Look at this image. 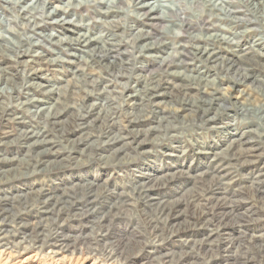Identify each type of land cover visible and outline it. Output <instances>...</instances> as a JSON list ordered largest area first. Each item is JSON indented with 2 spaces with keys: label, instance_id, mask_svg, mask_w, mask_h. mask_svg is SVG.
Here are the masks:
<instances>
[{
  "label": "rangeland",
  "instance_id": "obj_1",
  "mask_svg": "<svg viewBox=\"0 0 264 264\" xmlns=\"http://www.w3.org/2000/svg\"><path fill=\"white\" fill-rule=\"evenodd\" d=\"M224 1L221 17L187 1L176 15L142 26L140 1H122L102 26L104 6L91 0L63 19L88 25L93 37L116 35L87 70L94 83H80L71 53L58 46L37 50L43 58L34 69L6 71L15 83H0V221L14 237L0 245V264H264V0ZM65 3L50 0L45 13ZM179 15L186 19L176 35ZM110 22L125 30L110 32ZM128 27L165 47L140 52ZM64 29L80 31L50 26L45 34L76 37ZM220 31L225 41L208 39ZM198 47L220 59L204 63ZM188 76L220 94L183 90ZM152 78L161 83L158 106L144 84ZM32 84L65 93L47 106L68 108L59 122L22 106ZM83 92L93 97L83 101ZM30 132L42 133L43 144H33ZM29 234L47 246H31ZM54 241L64 253H49Z\"/></svg>",
  "mask_w": 264,
  "mask_h": 264
},
{
  "label": "bare ground",
  "instance_id": "obj_2",
  "mask_svg": "<svg viewBox=\"0 0 264 264\" xmlns=\"http://www.w3.org/2000/svg\"><path fill=\"white\" fill-rule=\"evenodd\" d=\"M48 1H50V0H27V2H26V0H0V26H1V28H3V27L6 28L5 33L7 34V35L0 34V83H1V85H4V86H8V85L13 86L14 85L15 82L13 83L12 82L13 79H11L8 76V74L6 73V71L8 72L9 69L12 67L20 68L22 66L23 68L27 67L30 69H34L38 65L37 60L39 58H40V60L43 58L42 53H39L37 50H41V49L46 50L45 46H47V45L58 46V47H61L63 49V51L71 53V54L67 55V56L71 57L72 63H70V64L71 65L74 64L77 66L76 67L77 70L75 73H73V75L76 76V74L78 72H80V80H81L80 83L85 82V81L86 82L88 81L89 83H94V78L90 74L87 73V70L90 69L91 72L93 70H95L97 65H98L97 64L98 61L102 59L101 55H103V56L108 55V52L111 51L110 48L114 45L113 39H109V38L110 37H116V35L113 34L110 36H106V35L100 34L97 37H93L89 32L88 25L83 24L81 22L74 24L71 21H66L63 19L64 15H67L69 13V10H71L72 8L73 9L74 8L75 9L76 8H82V7L86 6V2L89 3V2H91V0H89V1L88 0H83V1L82 0H67V3L64 4L63 8H57L54 12L45 13L44 7L48 3ZM122 1H128V2L135 4V1H137V0H100L99 3L102 6H104V10L97 12V14H98L97 15V17H98L97 22L103 26L102 18H107L109 15L116 14L114 11L115 6L120 4ZM138 1H140V3L135 4V6H138L136 9L137 14L140 18H142L141 22L138 21L139 25H141V26H142V22L143 23H149L148 21L158 19V17L162 21H165L166 19L172 17V15L174 13L177 14L178 11L180 12L181 10L178 9L179 8L178 5L183 3V4H185L184 6H186L187 1H190V4L198 5L201 8V10L203 9V13L204 12L205 13L210 12V13L215 14L218 17H221V15H223L225 10H226L225 9L226 2L224 0H169L170 5H168L166 3V0H138ZM73 3H75V4H73ZM19 4H24V5L19 6ZM3 11H4V13H7L6 17H3L4 16ZM13 12L17 13L16 17L13 16ZM117 13L122 14V13H124V11H117ZM176 14H174V15H176ZM177 19H180V21L178 24L177 31L175 33L176 35L178 33L179 34L182 33L184 19H186V18H181V16H180V18L178 17ZM104 22H105V20H104ZM107 24H108V27L107 26L106 27L108 28V30L110 32H112V31H114V32L122 31L123 32L125 30V26H123L117 22H110ZM149 24H151V23H149ZM12 25L17 26L19 28L11 27ZM66 25L67 26L69 25V26L74 27V28H80V31L79 30L73 31V29L70 31L69 29H64V30H67V31L75 34L76 35L75 38L63 37V38L59 39V37H56L55 34H52V33L45 34V30L47 29V27L51 26L53 28H58V27L66 26ZM15 28H17V29H15ZM139 29H132V27L127 28V30L130 32L131 37H132V44H136V45H139L138 43L143 44V46H141L140 52L152 53V52L157 51L158 49L163 48L162 46L165 47V44H163V45L148 44L147 39L149 36V32H145L144 28H139ZM107 37H109V38L107 39ZM154 39H156V38H154ZM208 39L209 40L213 39L216 42H223L226 40L225 37L223 36L222 31H220V33H218V34H215V35H212L211 37H208ZM10 52H13L14 58H11L8 56ZM31 54H32V56H31ZM83 55H85L87 58L89 57V59L87 60L85 58H82ZM197 55L199 56L200 59L204 58L203 59L204 63L211 62L212 60H215L217 62L220 59V57H218V54L215 51H213L212 49H207V48L200 49L198 47ZM238 56H240V55H238ZM21 57H30L31 59L29 61H27V63L26 62L24 63L21 60L22 59ZM92 58H94V59H92ZM46 62L48 63L50 61H46ZM49 65L52 66L53 64L49 63ZM106 68H104V69H106ZM118 71H119V69H118ZM39 72H41V71H39ZM2 73L4 75H2ZM222 80H224V79H222ZM242 80H244V79H242ZM44 81L49 82L47 79H44ZM181 81H183L185 84H183L184 86L181 85V87L180 86L179 87L183 88V90H185V91L186 90H188V92L191 91L196 96L199 95V96H204L205 98H207V97H213L214 98L216 95L220 94L219 91L210 87V84L207 81H205L204 79L191 78V77L186 79V77H181ZM210 81H212V80H209V82ZM78 82H79V80L76 78L74 83H72V84L77 85ZM68 83H70V82H68ZM144 84L147 86L151 85L152 89L154 90L153 93H151L149 95V98L150 97L153 98V104L155 106L161 105V103L159 101L154 100V99L160 97L161 95H163L162 93L157 91V89L161 86V83L158 82L157 80H155L154 78H152L151 80L147 81ZM26 88H27L26 91L31 90V92H28L30 95H28V98H26L25 103H22V106H24V107L27 106L28 108L31 107V108H33V110H36L35 112H32V114H31L32 116H35L36 118L44 116V117H46L47 120H50L51 122H53V121L59 122L60 119H62L63 116L68 112V108L63 109L62 111H59V110H55V109H49L48 110V107H47L48 105L51 104L49 102H50V100L54 99V98H52L54 96H56L58 98V100L55 102V105L56 104L58 105L61 101H63L62 97L65 96V93L62 95V93L60 92L62 89H60V90L56 89L55 91L54 90L46 91V89H45L46 87L44 86V84H43V86H35L34 84L27 85ZM66 88H64V90ZM175 88H177V87H175ZM147 89H149V87H146L145 92H147ZM74 91H76L75 88H73L71 92H74ZM176 91H180V89L176 90ZM83 94H84L83 95V101L93 97V95L89 92L88 93L83 92ZM157 94H161V95H157ZM243 95L247 96L246 94H243ZM130 98L131 97L129 96L128 99L130 100ZM131 115H132V113H131ZM44 125H45V123H44ZM163 128H165V127H163ZM150 130H152V129H150ZM41 134L42 133H33V132L29 133V135L31 136V137L29 136V138L33 140V144H36V146L43 144V142H44V140L41 139L42 138ZM139 145H141V144H139ZM236 154H238V153H236ZM21 228H23V226ZM11 229H13V226L10 223H7L4 220L0 221V245L1 246H4V247L9 246V242L7 241L8 238H10V236L14 237L13 236L14 230H12V232H10ZM23 238H24V236H23ZM27 238L30 240L29 244L31 246H36V248H38L39 250H42L47 246L46 244H44V240L42 241L39 239H33L32 235H30V234ZM59 243L60 242L54 241L53 243L48 245L47 249L49 250V253L51 255L58 256V255L64 253L65 247L62 244L60 245ZM109 254H110V252H109Z\"/></svg>",
  "mask_w": 264,
  "mask_h": 264
}]
</instances>
